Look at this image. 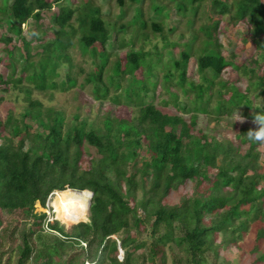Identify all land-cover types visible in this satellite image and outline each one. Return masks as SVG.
Wrapping results in <instances>:
<instances>
[{
    "label": "trees",
    "instance_id": "16d2710c",
    "mask_svg": "<svg viewBox=\"0 0 264 264\" xmlns=\"http://www.w3.org/2000/svg\"><path fill=\"white\" fill-rule=\"evenodd\" d=\"M117 1L122 6L126 0ZM171 1L178 12L192 16L205 7L204 0ZM208 1L214 15L205 13L208 20L199 26L205 35L196 56L199 80L186 77L191 44L196 39L190 30L179 57L168 51L169 60L163 65L164 80L175 78L186 98L181 100L176 91H170L175 113L145 101L155 84L150 78L152 71L162 63V50L157 45L147 51L134 46L138 29L145 26L138 7L133 21L138 24L130 34V46L124 59L115 60L111 67L114 81L108 85L100 77H88L101 98H106L110 86L121 85L111 100L118 104L123 97L126 106H137L130 129L122 127L119 118L105 114L99 121L98 115L89 120L74 113V120L66 122L62 109L31 99V88L19 86L27 101L21 116L12 110L4 118L0 116V212L19 211L27 221L16 247V264H83L86 259L79 260L82 254L92 256L94 264H135V253L143 247L137 234L147 230L150 260L156 264H219L224 260L223 252L238 247V241L253 227L256 240L264 239V165L256 153L260 143L246 136L249 129L258 127L253 123L254 114L264 113V103L255 101L264 94V1ZM151 7L158 14L169 9L161 0H152ZM49 9L47 0H0V27L5 25L0 38L9 42L14 39L10 33H14L22 42L11 49L5 47V51L9 59L22 64V72L30 69L25 78L37 89L56 87L57 68L64 61L69 63L67 48L74 39L82 51L92 55L97 53L94 44L99 43L102 67L109 48L115 43L123 46L115 23L104 20L98 6L76 5L70 0L57 2L52 23L55 37L40 41L41 19ZM223 16L233 25L243 22L248 26L249 38L258 52L256 58L242 65L247 76L244 88L220 78L228 65L239 68L218 49L222 43L217 30ZM28 20L36 25L34 40L23 35L22 25ZM188 23L191 28L193 17ZM153 27L161 30L158 22ZM137 69L140 77L135 74ZM60 83L70 87L75 79L67 74ZM228 90L231 93L226 97ZM52 94L50 91L49 97ZM236 111L247 118L240 126L233 125L237 142L194 131L200 113L210 120L227 119L230 123ZM90 149L94 153L89 166L82 168L81 157ZM210 168L216 173L210 175ZM188 181L193 183L189 195H181L174 203L165 201L171 191ZM74 189L93 192L87 220L77 214L58 218L62 223L56 219L47 222L46 212H36V202L45 209L54 190L62 194ZM118 241L122 260L117 256ZM253 253L248 264H264V248L256 244Z\"/></svg>",
    "mask_w": 264,
    "mask_h": 264
},
{
    "label": "rangeland",
    "instance_id": "374dc122",
    "mask_svg": "<svg viewBox=\"0 0 264 264\" xmlns=\"http://www.w3.org/2000/svg\"><path fill=\"white\" fill-rule=\"evenodd\" d=\"M51 5V9L43 12V18L41 19L42 31L40 34V41L55 37L52 29L53 17L57 12V2L61 0H47ZM72 4L89 3L100 8V14L106 21L114 22L117 35L123 46H119V43H115L110 49V54L106 64L102 67L98 59V52L102 49L99 43L94 44L95 55L90 54L89 51H82L76 39L67 48L70 55L69 63L64 61L61 66L57 68L59 75L55 77L57 85L54 88L47 87L46 89H37L33 81L27 80L25 75L30 71L22 72V64L18 60H11L5 51V47L11 49L14 44L21 45V41L15 38L14 33H10L13 36V40L5 42L0 38V116L4 118L9 110L14 111L15 115L20 117L21 110L27 105V101L24 99L25 93L19 89V86L24 85L31 88L30 98L37 99L45 106H54L63 110L65 115V121L74 120V113H78L80 118L87 117L92 120L98 115L99 121L101 115H111L117 117L121 121V126L130 129L132 119L137 115V106L131 104L126 106L124 104L125 98L119 97V103L112 102L111 97L117 92L121 91L120 86H110L108 95L106 98H101L99 90L95 87L94 81H89V75H94V78H99L103 83L110 85V81H114V75L112 74V64L115 60L120 61L124 59L125 52L130 46V34L136 28L135 25L138 21L133 22L136 15V8L141 10V19L145 21V26L138 29V36L134 40V46L136 48L142 47L144 51L153 49L154 45H157L162 50V63L157 64L154 69V75L151 76V81L155 84L150 86V90L146 94L145 101L153 103L157 108L164 112L175 113L176 108L170 95V91H176L178 98L186 100L185 96L180 90V87L176 85V79L164 80L165 68L164 63L168 62V51H171L175 58L179 57V51L183 47V43L189 39L188 31H192L196 34V39L191 44L190 57L186 65V77L194 82L199 80V72L197 69V50L202 46V40L205 39V35L199 29V26L206 22L205 13L212 14L208 7L210 2L208 0L202 1L205 7L199 8L195 15L181 14L174 8V4L171 0H161L168 5V11H164L158 14L151 7L152 0H140V1H128L126 0L124 5H120L117 0H70ZM264 1V0H263ZM203 9V10H202ZM214 15V14H212ZM194 20L193 26L190 28L188 19ZM216 17L213 16V19ZM72 22H77L72 18ZM160 23L161 30H156L153 27V23ZM125 25V27H122ZM23 26V35L27 40L33 39V32L35 31V24L33 20H28ZM5 31V25L0 27L1 33ZM249 29L246 24L239 22L232 24L228 22L226 17H221L217 35L222 46L218 47L221 53L227 60H231L233 63L239 66V68H233L228 65L220 75V78L227 80L230 84H236L241 88L245 87L247 76L242 72V65L248 64L254 58L257 57V51L249 38ZM165 36V38H164ZM122 38V40L120 39ZM34 40V39H33ZM36 41H33V44ZM164 46V47H163ZM156 57L155 55H153ZM37 57H34V60ZM155 61V59L153 58ZM14 64H12L11 62ZM263 64V62H261ZM260 64V65H261ZM259 67V66H258ZM255 68L256 72H259V68ZM14 69V71L12 70ZM67 74L75 79V85L66 87L67 84L62 85L60 81L66 79ZM137 77H140V70L135 71ZM23 77L21 82L16 81L17 78ZM8 81V82H7ZM109 81V82H108ZM120 84L125 85V81H120ZM165 86L170 89L167 91ZM65 87V88H64ZM187 87V84H185ZM217 87V86H216ZM142 90V89H140ZM52 91V96L49 97V92ZM192 90L190 94L192 96ZM225 96L231 93V90L224 92ZM251 97V96H250ZM252 98V97H251ZM214 101V97L211 102ZM256 102L264 103V94L260 95ZM250 113V111H249ZM189 114H185L188 117ZM238 116H242L239 112H235L231 117L230 123L224 119L210 120L209 116L200 113L197 125L194 131H207L213 133L217 137H224L230 139L233 142H237L236 130L233 125L240 126L247 120L246 117L242 121L237 120ZM237 120V121H236ZM245 147L242 148L244 150ZM143 152V150H142ZM94 153L93 149H90V153H85L80 160L82 168L89 166V159L91 154ZM257 158L259 162L264 165V143H260L257 147ZM210 175L216 173V169L210 168ZM193 190V183L188 181L185 185L179 187L176 191L171 193L165 198L168 203L177 202L181 195L190 194ZM60 197H51L47 204L50 207L44 209L36 202V212H46L49 216H53L54 219L57 215L54 210L55 202ZM54 198V199H53ZM52 205V206H51ZM88 214V211L86 212ZM68 216L69 215H64ZM70 218V217H69ZM65 219V218H63ZM67 221V219H65ZM0 264H16L17 251L16 247L21 243V231L27 225V221L22 219L19 211L15 212H0ZM61 222V221H60ZM68 222V221H67ZM62 223V222H61ZM66 225V224H65ZM68 227V226H66ZM256 227H253L252 231L243 235L242 239L238 241V247L231 249L230 251L223 252L224 260H221L219 264H248L255 256L253 248L257 244L259 247L264 248V239L256 240L255 235ZM134 234V231H133ZM139 242L143 243L135 255L137 261L135 264H156L157 262L150 260L148 251V245L150 237L148 230L137 234ZM86 255V256H85ZM118 258L122 260L120 252ZM89 260L91 262L92 256L82 254L79 257L80 261ZM85 260V261H86ZM106 264H109L108 262Z\"/></svg>",
    "mask_w": 264,
    "mask_h": 264
},
{
    "label": "bare ground",
    "instance_id": "6f19581e",
    "mask_svg": "<svg viewBox=\"0 0 264 264\" xmlns=\"http://www.w3.org/2000/svg\"><path fill=\"white\" fill-rule=\"evenodd\" d=\"M57 196H59V193L56 192ZM88 199L89 194L87 191L73 190L60 194L58 201L55 202V207L53 208L51 206L57 215L56 218H62L64 215H69L70 218H74L77 214H81L86 219Z\"/></svg>",
    "mask_w": 264,
    "mask_h": 264
},
{
    "label": "clouds",
    "instance_id": "9594fccd",
    "mask_svg": "<svg viewBox=\"0 0 264 264\" xmlns=\"http://www.w3.org/2000/svg\"><path fill=\"white\" fill-rule=\"evenodd\" d=\"M243 119L244 118L242 116H238L237 118V120L240 121ZM253 123L258 127L255 129H249L248 133L246 134L247 139L251 142L264 143V113L258 112L254 114Z\"/></svg>",
    "mask_w": 264,
    "mask_h": 264
},
{
    "label": "built area",
    "instance_id": "2783aa9c",
    "mask_svg": "<svg viewBox=\"0 0 264 264\" xmlns=\"http://www.w3.org/2000/svg\"><path fill=\"white\" fill-rule=\"evenodd\" d=\"M57 191L56 190H54L53 192H51L50 193V195H49V197H48V201H49V199L51 198V197H53L54 195H55V193H56ZM46 207L48 208V209H50V207L48 206V204L46 203ZM52 210H53V208H52ZM54 220V218H53V216H49L48 215V218H47V222H52ZM84 244V243H83ZM120 256H121V258H123V254L122 253H120ZM121 260V259H120ZM90 261H85L83 264H94V262H92L91 261V263H89Z\"/></svg>",
    "mask_w": 264,
    "mask_h": 264
},
{
    "label": "water",
    "instance_id": "95a60500",
    "mask_svg": "<svg viewBox=\"0 0 264 264\" xmlns=\"http://www.w3.org/2000/svg\"><path fill=\"white\" fill-rule=\"evenodd\" d=\"M74 190H76V189H74ZM77 191H87V192H88V194H89L88 207H87V210H88L89 205H90V200H91V197H92V195H93V192H92L91 190H88V189L77 190ZM86 220H87V219H86ZM86 220H84V221H86ZM112 237L115 238L114 235H112ZM118 249H119V252L123 254V250H122V248H121V246H120L119 241H118Z\"/></svg>",
    "mask_w": 264,
    "mask_h": 264
}]
</instances>
